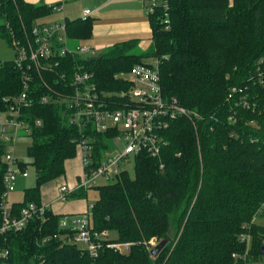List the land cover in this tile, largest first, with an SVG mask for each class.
I'll list each match as a JSON object with an SVG mask.
<instances>
[{"label":"trees","instance_id":"1","mask_svg":"<svg viewBox=\"0 0 264 264\" xmlns=\"http://www.w3.org/2000/svg\"><path fill=\"white\" fill-rule=\"evenodd\" d=\"M167 1V16L163 7L148 12L152 43L141 53L133 51L140 40L131 38L108 46L96 60L67 54L53 67L42 63L40 70L1 62L0 117L14 118L10 106L18 102L7 99L19 96L29 77V104L21 105L18 119L31 131L28 154L36 185L25 189L23 201L12 204L15 212L29 202L43 204L42 186L66 175L82 138L93 140L95 163L110 147L108 133L94 128L82 133L68 122L73 110L64 96L70 100L76 94L77 72L93 73L97 92L103 98L109 93L115 103L117 93L131 88L121 75L158 59L163 95L178 98L199 117L169 119L161 130V160L141 153L131 173L96 187L93 230L117 234L103 241L97 256L62 238L67 231L59 223L65 214L53 209L21 231H1L8 163L3 159L6 142L0 138V264L264 262V225L255 221L264 216V0ZM52 13L47 4L0 0V38L11 45L15 39L24 41ZM65 23L70 40L93 35L91 17ZM233 87L242 91L229 98ZM17 162L27 168V162ZM87 195L81 189L70 197ZM242 235L250 236V246ZM164 239L167 244L154 256L152 248ZM112 242L129 247L120 250Z\"/></svg>","mask_w":264,"mask_h":264},{"label":"built area","instance_id":"2","mask_svg":"<svg viewBox=\"0 0 264 264\" xmlns=\"http://www.w3.org/2000/svg\"><path fill=\"white\" fill-rule=\"evenodd\" d=\"M142 2L148 12L163 7L167 16V0H142ZM52 7L57 11L63 10V4H56ZM91 14V9H85L82 19L86 20ZM165 22L169 24L168 19ZM69 41L65 21H39L24 41L21 39L13 41L12 48L15 51L13 61L22 69L25 66L29 68L35 66L40 70L42 63L52 67L58 65V62H55L58 57L67 54L88 56L94 50L81 44L71 47ZM121 77L131 81V88L117 93V98L113 103L109 93H107V98H103L97 92L96 84L92 81L93 73L82 71L75 74L76 94L70 100L67 99V95L64 96L67 108L73 110L68 122L78 126L82 133L92 128L98 133H108L107 140L110 142V147L105 150L101 160L95 163L93 140L82 138L78 143V154L82 163L81 172L77 175L76 184L72 188L67 184L59 186L58 199H68L73 192L81 189L89 190L98 187L100 184L96 185V183L99 178L107 181L106 184L117 181L124 172L133 171L136 156L141 153L161 160L165 142L161 130L164 129L168 120L182 115L190 118L199 117L197 111L185 107L178 98H168L163 95L158 59L137 64ZM28 78L26 75L24 91L19 96L7 99L11 101L10 103L18 102V104L10 106L9 112L14 118L9 119L5 114V119H0V124H2L0 138L4 142L16 140L25 126L23 120L18 119V114L22 104H29L27 101ZM239 91L242 89L233 87L229 98ZM244 99L245 105L250 107L246 97ZM43 102L48 103L49 99L44 97ZM24 131L31 132L29 128H25ZM5 161L8 163V169L4 174L8 198L9 193L15 190L18 177H27L29 173L27 168L22 169L19 166L18 159L12 154L6 153ZM160 167L164 168L163 162ZM6 202L3 205L1 231H21L33 218L46 217V211L49 209L44 204L29 202L20 212H15L12 207L6 206ZM92 207L93 204L90 208ZM59 225L61 229L67 231L61 234L63 239L90 252L92 256H97L103 241L112 238L111 231L93 230L91 211L62 217ZM242 239L246 240L250 246L249 235H242ZM110 245L120 250L129 247V243L112 242Z\"/></svg>","mask_w":264,"mask_h":264},{"label":"crops","instance_id":"3","mask_svg":"<svg viewBox=\"0 0 264 264\" xmlns=\"http://www.w3.org/2000/svg\"><path fill=\"white\" fill-rule=\"evenodd\" d=\"M26 1L35 4H47L49 6H54V4H63V10L59 11L61 13L55 12L56 14L61 16V18L59 19L60 21L82 18L85 9H89L88 4H94L95 9L93 10L91 9L92 14L90 15V17L94 19L93 35L90 38V40L93 37L97 38L98 36H103L108 38H114L116 40L113 42L114 44L131 38H138L140 40V45L143 46L147 34L151 33L148 12L142 0H45V1L26 0ZM90 1H94V2L90 3ZM76 10L80 12L76 13ZM94 11H100L101 13L95 16ZM71 13H74V15L71 16L70 15ZM48 16L41 18L40 22H42L41 20L47 18ZM80 41L82 40H78V41L70 40L69 44L71 47H75L76 45L81 44ZM9 45L12 47L11 44ZM69 161L71 160H68L67 165ZM80 171H81V165L79 164V172ZM79 172L77 173V175L79 174ZM65 177H67V173ZM23 178H27V177H23ZM75 184L76 182L73 183L72 186H75ZM58 196H59L58 188L56 190H53L52 192L45 191L44 197L42 194V203L45 206H47L49 209H53L55 212L60 214H80L88 210V206L84 202V199H73L70 200L67 204H58V202H56ZM58 205H65V206L63 208H60L58 207Z\"/></svg>","mask_w":264,"mask_h":264},{"label":"rangeland","instance_id":"4","mask_svg":"<svg viewBox=\"0 0 264 264\" xmlns=\"http://www.w3.org/2000/svg\"><path fill=\"white\" fill-rule=\"evenodd\" d=\"M45 1V0H44ZM94 2V1H90ZM56 5V4H54ZM89 9H95L94 4H88ZM147 9V8H146ZM55 12L61 13L57 11L56 9H53V13L48 16L47 18H44L41 20L42 22H54V21H59V22H64V20H59L61 16L56 14ZM80 11L76 10V13H79ZM148 12V10H147ZM100 11H94V15L100 14ZM71 16L74 15V13L70 14ZM102 19V17H101ZM51 20V21H50ZM3 20L0 18V23H2ZM143 38V37H142ZM116 41L114 38H108V37H103V36H98L97 38H92L90 39H83L80 41L81 45L84 46H89L90 48L94 49L90 54H88V57H98L101 55L104 50L113 42ZM152 40H151V33L147 34L146 39L144 40V44L139 45L136 49L133 51L136 53H141L144 50L149 49L151 46ZM132 52V51H131ZM15 58V51L14 49L7 43L6 40L0 38V64L3 61L6 60H13ZM129 76V75H128ZM0 119H5V117L1 116ZM1 129H2V124H0V136H1ZM32 143V137L29 135L28 132L24 131V127L21 129L19 136L16 138L14 141H9L6 142V153L12 154L15 158H17L20 161L27 162V171L29 173V176L27 178L23 177H18L16 181V186L15 190L10 192L7 198L6 206L12 207L13 202H20L23 201L25 198V189L33 187L36 185V169L35 166L32 164V158L28 154V147ZM6 154L4 155L3 159L5 160ZM79 164L81 165L82 169V163L80 159V155L71 161H69L67 165V177L62 176L52 182L46 183L42 186V194L44 197L45 191H50L52 192L53 190H56L59 188L61 184H67L70 185V188H72L73 183L76 182L77 178V173L79 172ZM81 172V171H80ZM79 172V173H80ZM107 181L103 180L102 178H99L97 180L96 185H104L106 184ZM99 198V191L97 188H90L88 190V195L87 199H84V202L88 206L87 211H91L90 206L92 204H95ZM70 200H73V198L69 197L68 199H57L56 202L58 204H67ZM65 205H58V207L63 208ZM54 208V206H53ZM57 211V210H56ZM86 211V212H87ZM84 212V213H86ZM83 214V213H80ZM72 215H77V214H65L63 217H69ZM255 221L260 224L264 225V216L261 215L258 218L255 219ZM110 236L114 238L117 236L115 232H111ZM154 244H156V241H153ZM81 246V244H79ZM260 264H264V262H260Z\"/></svg>","mask_w":264,"mask_h":264},{"label":"water","instance_id":"5","mask_svg":"<svg viewBox=\"0 0 264 264\" xmlns=\"http://www.w3.org/2000/svg\"><path fill=\"white\" fill-rule=\"evenodd\" d=\"M90 60H96L97 57L93 56V57H89ZM168 239H164L162 241H160L159 243H157L151 250L152 254L154 256H156L160 250L167 244Z\"/></svg>","mask_w":264,"mask_h":264}]
</instances>
